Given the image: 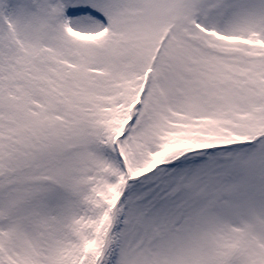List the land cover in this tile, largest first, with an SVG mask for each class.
I'll return each instance as SVG.
<instances>
[{"label":"snow or ice","instance_id":"6c2138e0","mask_svg":"<svg viewBox=\"0 0 264 264\" xmlns=\"http://www.w3.org/2000/svg\"><path fill=\"white\" fill-rule=\"evenodd\" d=\"M0 264H264V0H0Z\"/></svg>","mask_w":264,"mask_h":264}]
</instances>
